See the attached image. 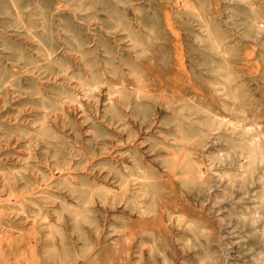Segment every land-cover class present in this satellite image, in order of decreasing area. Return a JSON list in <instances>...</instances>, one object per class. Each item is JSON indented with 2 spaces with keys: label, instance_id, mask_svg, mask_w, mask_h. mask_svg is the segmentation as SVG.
<instances>
[{
  "label": "rangeland",
  "instance_id": "374dc122",
  "mask_svg": "<svg viewBox=\"0 0 264 264\" xmlns=\"http://www.w3.org/2000/svg\"><path fill=\"white\" fill-rule=\"evenodd\" d=\"M0 264H264V0H0Z\"/></svg>",
  "mask_w": 264,
  "mask_h": 264
}]
</instances>
